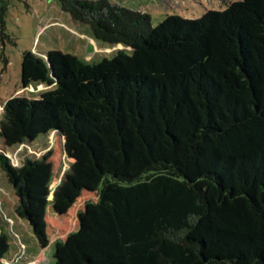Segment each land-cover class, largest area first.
I'll use <instances>...</instances> for the list:
<instances>
[{"label":"trees","instance_id":"1","mask_svg":"<svg viewBox=\"0 0 264 264\" xmlns=\"http://www.w3.org/2000/svg\"><path fill=\"white\" fill-rule=\"evenodd\" d=\"M59 2L126 48L96 61L26 52L27 74L51 97L7 102L32 127L73 132L81 172L101 177L52 264H264V0L156 25L108 0ZM7 10L0 0L2 30ZM0 165L12 173L2 153ZM30 221L48 246L46 222ZM7 245L0 236V261Z\"/></svg>","mask_w":264,"mask_h":264},{"label":"rangeland","instance_id":"2","mask_svg":"<svg viewBox=\"0 0 264 264\" xmlns=\"http://www.w3.org/2000/svg\"><path fill=\"white\" fill-rule=\"evenodd\" d=\"M108 1L147 12L156 25L168 14L194 19L208 9L223 10L234 0ZM120 48L126 46L97 39L91 26L75 20L62 9L59 0H8L5 29L0 28V153L9 158L12 173L0 165V236L8 243L1 264L33 262L32 255L37 253L38 246L30 218H42L46 222L49 240L63 232L69 233L76 225L77 211L86 201L98 196L101 186V177L81 172L73 132L43 131L45 126L32 127V123L18 119L22 118L19 113L7 109V102L17 96L24 102L51 97V88L44 83L36 85L27 74L25 53L45 56L50 50H59L96 61L111 58ZM97 130L104 135L103 117ZM175 154L169 151L167 157ZM129 169L135 172L139 166L133 163ZM19 183L26 192V208L22 207L16 191ZM64 198L72 202V207L66 210L71 217L60 212ZM49 245L54 248L50 242ZM44 254L45 258L37 264L51 261V254L50 257L48 252Z\"/></svg>","mask_w":264,"mask_h":264},{"label":"crops","instance_id":"3","mask_svg":"<svg viewBox=\"0 0 264 264\" xmlns=\"http://www.w3.org/2000/svg\"><path fill=\"white\" fill-rule=\"evenodd\" d=\"M68 217H71V216H69V215H67ZM71 219V218H70ZM69 225V224H68ZM75 227V226H74ZM73 227V228H74ZM53 233H55V231L53 232ZM68 233H62L61 235H55L54 237H51L52 239L50 240V244L53 246L54 244H55V241L57 240V239H59V238H63L65 235H67ZM33 236H34V238H35V241H36V243H37V248H38V251H37V253L35 254V255H32V259H34V260H32L33 262L32 263H29L28 262V264H37V263H39L43 258H45V255L46 254H44L45 252H48V256L50 257V254H51V256H52V258H51V261L49 262V263H47V264H52L53 262H54V257H53V250H54V248L53 249H51V246L48 244V246H46V247H41L40 246V244H39V242H38V240H37V238L35 237V235H34V233H33ZM48 248V249H47ZM24 264H27V262L26 263H24ZM45 264H46V262H45Z\"/></svg>","mask_w":264,"mask_h":264}]
</instances>
